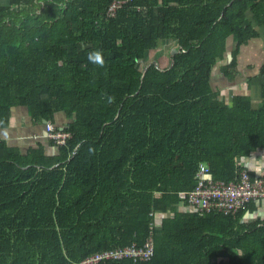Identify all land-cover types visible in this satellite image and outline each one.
Segmentation results:
<instances>
[{
    "label": "trees",
    "instance_id": "16d2710c",
    "mask_svg": "<svg viewBox=\"0 0 264 264\" xmlns=\"http://www.w3.org/2000/svg\"><path fill=\"white\" fill-rule=\"evenodd\" d=\"M112 1L0 0V127L25 106L34 121L64 113L70 133L46 138L48 154L0 138V264H74L149 235L150 260L97 264H264L256 199L227 215L179 197L201 163L213 180L255 177L241 160L264 149V82L255 104L225 99L210 75L219 60L234 78L256 35L247 12L263 23L264 0H122L107 16ZM166 38L178 46L170 66H146Z\"/></svg>",
    "mask_w": 264,
    "mask_h": 264
},
{
    "label": "crops",
    "instance_id": "0c3cea01",
    "mask_svg": "<svg viewBox=\"0 0 264 264\" xmlns=\"http://www.w3.org/2000/svg\"><path fill=\"white\" fill-rule=\"evenodd\" d=\"M135 9V8H134ZM247 18L250 21L256 35L247 42L240 45L236 55L235 75L229 80L221 71V61H217L211 70L210 85L213 90H220L226 99L228 94L231 98L233 92L241 91L250 97L255 104L261 101V88L264 77L261 76L260 69L264 65V22L257 24L253 18V13L248 11ZM178 46L174 45V39L166 38L158 41L157 46L149 52L147 65L154 61L157 66L165 68L170 66L173 49ZM234 48V42L231 41V51ZM225 58V56H224ZM227 63L229 60L224 59ZM68 122L65 114L56 112L54 114L53 124L63 127ZM0 138L7 141L10 145L18 148L36 147L42 144L47 154L54 150L46 147L47 139L45 128L41 121H34L25 106H14L11 109L8 125L0 127ZM241 164L255 172L260 173L264 170V149L254 155L245 157ZM256 210L251 216L264 217V198L254 201Z\"/></svg>",
    "mask_w": 264,
    "mask_h": 264
},
{
    "label": "built area",
    "instance_id": "2783aa9c",
    "mask_svg": "<svg viewBox=\"0 0 264 264\" xmlns=\"http://www.w3.org/2000/svg\"><path fill=\"white\" fill-rule=\"evenodd\" d=\"M124 2L114 0L107 7V16H114L116 9ZM139 10L138 7H135ZM45 136L58 145L65 143L70 133L63 128L47 122L45 124ZM208 167L206 164H199L197 177L199 181L190 192H180V199L186 200L189 206L199 210H214L223 214H235L239 209L244 208L251 200L264 198V176L255 172L254 179H250L247 168L239 170V177L236 181L223 182L206 177ZM153 256V240L149 235L142 246L134 244L122 248L103 250L92 253L74 264H97L109 258H131L133 261L150 260Z\"/></svg>",
    "mask_w": 264,
    "mask_h": 264
},
{
    "label": "water",
    "instance_id": "95a60500",
    "mask_svg": "<svg viewBox=\"0 0 264 264\" xmlns=\"http://www.w3.org/2000/svg\"><path fill=\"white\" fill-rule=\"evenodd\" d=\"M231 41H232V37L229 36L228 40H227V44H226V47H225V51H224V56L226 58V60H231ZM178 49L177 48H174L173 49V53L174 52H177ZM171 63H172V60H171ZM152 64L156 65L155 62L153 61ZM215 66V65H214ZM146 69V67L143 69V71ZM226 99L229 100L230 99V96L227 94L226 96ZM42 124L44 125V128H45V124L48 122L46 119H42L41 120ZM61 128V126L59 127ZM74 153V152H73Z\"/></svg>",
    "mask_w": 264,
    "mask_h": 264
},
{
    "label": "clouds",
    "instance_id": "9594fccd",
    "mask_svg": "<svg viewBox=\"0 0 264 264\" xmlns=\"http://www.w3.org/2000/svg\"><path fill=\"white\" fill-rule=\"evenodd\" d=\"M88 59L93 63H98V64L103 63V58L99 52L90 53Z\"/></svg>",
    "mask_w": 264,
    "mask_h": 264
},
{
    "label": "rangeland",
    "instance_id": "374dc122",
    "mask_svg": "<svg viewBox=\"0 0 264 264\" xmlns=\"http://www.w3.org/2000/svg\"><path fill=\"white\" fill-rule=\"evenodd\" d=\"M153 51V50H152Z\"/></svg>",
    "mask_w": 264,
    "mask_h": 264
}]
</instances>
